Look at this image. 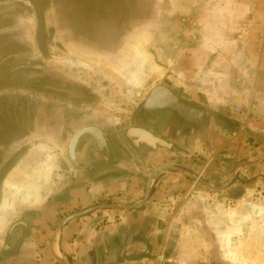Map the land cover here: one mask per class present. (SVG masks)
<instances>
[{
	"label": "crops",
	"instance_id": "crops-1",
	"mask_svg": "<svg viewBox=\"0 0 264 264\" xmlns=\"http://www.w3.org/2000/svg\"><path fill=\"white\" fill-rule=\"evenodd\" d=\"M202 7L216 9V16L201 20ZM195 8L198 18L194 16ZM186 9L187 14L177 19L184 36V50L189 55L184 58L186 69L171 72L169 80L175 90L156 84L149 87L148 92L157 86L165 87L177 99L198 109L202 115L201 123L171 139L165 138L166 129L158 131L163 140L168 141L169 150L156 148L152 152L142 148L134 151L128 146L135 157L128 159L124 156L128 147L121 145L123 149L114 160L102 158L87 134L78 138L72 161L66 150L71 137L65 148L57 142H37L27 146L30 132L23 134L21 155L1 184L0 249L5 242L1 229L5 221L25 225V229L16 226L13 238L23 232L25 235L16 248V255L0 264H19L26 256L28 264H58L52 255L63 258L67 264H72L68 258L73 259L74 264H83L78 258L84 255H88L90 264H137V249L142 250L137 242H143L147 247L146 238L151 237L152 230L155 231L152 223L146 220L151 222L153 218L156 225L164 209L170 211L168 217L177 215L191 219L193 215L202 233L210 231L216 241L234 249L240 247L241 264H252L256 260L255 254L264 255V205L255 206L249 201L244 211L238 208L235 202L242 199V195L229 198L227 192L237 182L236 171L229 170L224 176L217 177L208 171L222 172L232 162L228 159L232 153L229 151L237 144L236 139L232 140L236 131L231 124L235 125L232 121H237L232 115L233 109L246 110L247 124L251 120L248 125L252 129L259 128L260 122L264 121V79L262 83L257 79L261 72L264 77L261 65L264 58L260 60L258 70L250 60L253 51L259 52L258 46L255 49L253 45L256 34L260 33L261 37L264 34V14L263 11L255 12L243 2L230 0H209L202 6L187 4ZM182 18L195 20V29H187L180 22ZM255 27H260L261 32H256ZM190 35H196V41L191 42ZM222 57H229V60ZM137 71V87H141L142 70ZM179 89L182 97L176 94ZM98 130L113 139L111 134ZM176 139L182 141L178 143ZM171 150L179 152L178 164L163 162ZM109 151L111 149H107V153ZM128 155L132 154L129 152ZM94 156L99 160H94ZM190 157H200L205 162L196 165L189 160ZM66 160L72 165L71 169ZM262 164L264 168V162ZM165 166L179 170L161 168ZM154 171L146 201L139 207L126 209L140 201ZM253 172L254 169L243 176L251 174L253 177ZM230 174L229 188L225 192L210 191L203 186L194 188L195 185L189 182L192 176H198L209 187H215L222 185ZM140 184L144 185L143 188ZM190 198L196 199L198 206L195 207V202L191 204ZM97 205H113L114 208L96 209L67 222L53 234L64 217ZM255 217L262 220L260 230H255ZM168 228L173 242L189 232L183 226L179 227L176 221ZM145 230L149 231L146 237L142 236ZM107 246L120 250L121 259L104 260L102 254ZM144 261V257L138 260L140 263Z\"/></svg>",
	"mask_w": 264,
	"mask_h": 264
},
{
	"label": "rangeland",
	"instance_id": "rangeland-1",
	"mask_svg": "<svg viewBox=\"0 0 264 264\" xmlns=\"http://www.w3.org/2000/svg\"><path fill=\"white\" fill-rule=\"evenodd\" d=\"M206 1L209 0H135L137 7L134 12L133 4L130 5V10L123 8L124 10L120 11L118 2L108 0L112 11L107 16L104 18L94 15L84 16L83 19L84 23L86 22L85 25L88 23L89 26L91 23H98L103 19L106 20L105 24L110 22L111 26H109L113 28L112 32L116 33L113 35L118 39L108 41L105 44V50H101L99 46H95L96 44L92 45L84 38H77V36H82V33H72L69 30L71 21L78 22L76 15L71 14L70 11L73 9L69 4L63 7L59 5V0L48 1L47 9L41 14L42 33H37L36 18L27 0L0 2V22L4 20L3 24H10V27L0 30L3 40L16 42L21 46L20 56L22 59L38 63L39 67L28 68L26 74L29 76L27 78L39 77L58 87L77 89L74 95L69 92L53 95L48 92L20 89L0 90V159L4 160L17 151H22L21 141L23 138L21 139V136L28 132H30L28 141L29 138L31 140L27 141V146L37 142H57L62 145V148H65L70 137L81 128L103 130L111 134L114 142L121 149H123L121 145L127 146L120 135L123 133L122 131L133 125L132 111L142 103L149 87L158 84L175 90L169 80L171 72L186 69L184 58L189 55H186L187 52L184 50V36L177 22L178 17L187 14V4L198 3L202 6ZM230 1L243 2L244 5L253 7L255 12L263 11L264 14V0ZM143 7L145 9L140 11L139 9ZM193 12L195 16L197 9L195 8ZM215 16L216 9L202 7L201 20L205 21L207 17L214 18ZM196 18H198L197 15ZM124 23L128 24L127 29L124 28L126 27ZM75 28L77 32L82 31L80 24H76ZM255 29L258 32L260 27H255ZM97 31L94 35L96 38L109 36L106 27H99ZM259 34H256L257 40L253 45L255 49L258 46L259 52L253 51L250 56L254 69L257 70L261 64L260 60L264 58V34L262 37ZM37 35L42 36L44 56L37 48ZM88 36L94 38L90 34ZM98 40L94 39V42ZM101 42L103 43V41ZM18 57L19 54L16 58ZM222 58L229 60V57ZM261 65L264 68V63ZM139 69L142 70L141 87H137V77H139L137 70ZM261 73L257 77L260 83L264 79ZM178 74L179 72L176 75ZM78 89L82 90L83 94H80ZM181 92L182 90L179 89L176 94L182 97ZM242 110L243 113H246L245 109ZM225 122L228 124L226 120ZM232 122L235 125L231 124V127L236 131L232 140L236 139L237 142L236 146L229 151L232 153L228 159H232V162L229 168H224L222 172L219 170L215 172L211 169L208 171L213 173V177L222 174L224 176L229 170L236 171L235 180L237 182L234 184V188L225 190L228 185L222 191H227L229 198L233 196L239 198L242 195L243 200L238 199L235 204L244 211L249 201H252L255 206L264 205V168L262 166L264 159L255 163L264 152V121L260 122L259 128L252 129L248 125L252 123L249 120L242 130L239 129L237 121L236 123ZM181 141L182 139L175 140L178 143ZM126 150L128 152H124L125 157L128 159L134 157L129 147ZM129 152L132 155H128ZM178 153L172 150L168 151V158H164L163 162L178 164ZM117 156L119 155L117 154ZM96 158L97 156H94V160ZM189 160L196 165L205 162L200 157H190ZM65 163L69 169L72 168L69 160H66ZM235 164L236 166L245 165L237 168ZM251 168L254 169V176L251 177V174L243 176V173L247 171L252 172ZM189 182L193 186L195 185L194 188L202 186L195 182L193 177ZM140 185L143 188L144 185ZM247 197H250L248 202L246 201ZM190 202L191 204L195 202V207L198 206L196 199L190 198ZM173 212L176 214L175 210ZM169 214L168 209L162 210L161 216L156 220V225L153 218H151V222L146 220L147 223H152V228L155 231L152 230L151 237L146 238L147 247L143 242H137L142 249L141 252H139V248L137 249V264H241L240 247L234 249L228 244L225 245L224 242L216 241L210 231L202 233L193 215L191 219H184V216L177 217V215L168 217ZM175 221L179 227L183 226L189 232L173 242L168 227L172 226ZM9 223L5 221L1 226L4 232L3 241L5 240L7 243L4 242L3 248L0 249V263L13 254L16 255V248L24 238H21L22 235L12 237L16 226L8 235V229L12 225ZM254 227L255 230L262 228L261 218L255 217ZM148 233L149 231L145 230L142 236L146 237ZM149 240L150 245L148 244ZM112 246L105 247L104 254L101 252L104 260L121 259L119 258L121 251ZM159 254H162L164 258L161 263L156 261ZM142 257L146 261L138 262ZM255 257L256 260L252 264L264 263V255L255 254ZM57 258L64 261L59 256ZM78 259L82 260L83 264H90L88 255ZM67 260L74 264L73 259L68 258ZM28 263L27 256L19 261V264Z\"/></svg>",
	"mask_w": 264,
	"mask_h": 264
},
{
	"label": "trees",
	"instance_id": "trees-1",
	"mask_svg": "<svg viewBox=\"0 0 264 264\" xmlns=\"http://www.w3.org/2000/svg\"><path fill=\"white\" fill-rule=\"evenodd\" d=\"M8 0H3L0 2H5ZM28 3L31 6L32 12L35 15L36 20V32L42 33V21H41V14H43V11L47 9V2L52 0H27ZM115 2H118L117 5L119 6L120 11H123L124 9L130 10V5L133 4L134 8L132 9L134 12H136V2L135 0H114ZM60 6H67V4L70 5V8L73 9V11H70L71 14H75L76 18L78 19V22L71 21L69 23V30L74 33H82V36H77V38H84L87 40V42H90L92 45L99 46L101 50H105V44L108 43L110 40H117L118 38L115 37L116 33H113L111 28V24L107 23L105 24L106 20H101V22H93L89 26L88 23L85 25L83 19L84 16H98L103 17L107 16L110 11H112L110 4H108V0H59ZM51 3V2H49ZM111 3V1H110ZM112 4V3H111ZM47 5V6H46ZM128 7V8H127ZM25 8V7H24ZM27 8V7H26ZM51 9V7H49ZM124 8V9H123ZM145 9L140 8L139 10ZM55 10V8H54ZM115 12V10H113ZM130 12V11H129ZM118 14V13H116ZM82 20V21H81ZM108 21V20H107ZM125 21V20H124ZM4 20L0 22V30L4 27H10V24H3ZM80 24L81 32H77L75 25ZM125 29H127V23ZM110 25V26H109ZM89 26V27H88ZM99 27H106L108 29L109 36L103 37H94L96 34L95 32H98ZM123 28V29H124ZM122 29V30H123ZM124 29V30H125ZM107 31V30H106ZM93 36L89 37L88 35ZM42 36L40 37L37 35L36 37V44L39 52L43 54V48H42ZM3 35H0V90L4 89H20V90H28V91H36V92H48V94H61L64 92H69L70 94L74 95V92H77L76 88H62L58 87L56 85L47 83L43 80H41L39 77H29V75L26 74L28 70L32 67H39L38 63L35 61L30 60H24L22 59L21 55V46L17 44L16 42H10V41H4ZM94 39H99L97 42H94ZM103 41V43L101 42ZM19 54V57L16 58ZM44 56V54H43ZM25 68V69H20ZM29 68V69H28ZM76 90V91H75ZM80 90V89H78ZM80 94H83V91L80 90ZM21 155V150L14 153L12 156L6 158V159H0V190H1V184L4 180L6 174L8 173L9 169L12 167L14 162L19 158ZM1 260V259H0Z\"/></svg>",
	"mask_w": 264,
	"mask_h": 264
},
{
	"label": "water",
	"instance_id": "water-1",
	"mask_svg": "<svg viewBox=\"0 0 264 264\" xmlns=\"http://www.w3.org/2000/svg\"><path fill=\"white\" fill-rule=\"evenodd\" d=\"M162 90L165 94L161 96V94H159V92L161 93ZM142 108L152 111V110H158V109H169L175 112V114H177L180 118H182L184 121L193 124V125H197L201 122L202 120V115L199 111H197L196 109L192 108L191 106H189L188 104L186 105H182L178 102L177 98L165 87L162 86H157L152 88L145 101L142 104ZM90 134L91 136L93 135H97L100 133V131L93 129V128H84L81 129L77 132H75L70 139V143H68V158L70 161H72V155H73V150H74V146L78 140V138L82 135V134ZM125 137L127 139H131L130 140V144L133 146H137L138 144H140L141 147L145 148V149H149L152 152L155 151L156 147L160 148V149H165V150H169L170 149V145L169 143H166L165 141L155 138L153 137L149 132L142 130V129H128L126 130L125 133ZM262 159H264V152L262 153V155L258 158V160L255 163L260 162ZM245 164H239L238 166H236L237 168L244 166ZM161 168H165V169H170V170H179L176 168H172V167H161ZM236 168V169H237ZM183 171V170H182ZM155 173V171L151 174V176L149 177L144 192L142 194V197L140 199V201L137 203V205H132V206H127L126 209H132L135 207H139L140 205H142L147 197H148V193H149V188H150V182H151V178L152 175ZM187 175H191L188 174L187 172H184ZM232 174H230L228 176V178L226 179V181L218 186V187H209L203 180H201L198 176H192L195 180V182L199 183L200 185H202L203 187H205L206 189L210 190V191H222L224 190L230 183V179H231ZM107 208H114L113 205H97V206H93L90 208H87L85 210L73 213L71 215H68L66 217H64L55 227L54 229V235L55 233L61 228L63 227L67 222L82 217L96 209H107ZM125 208V207H124ZM20 225L22 226L23 229H25V225L22 224L21 222L14 224L10 227V229L8 230V235L9 233L12 231V229L17 226ZM25 233H22V237H24ZM7 243V241L5 242V244ZM16 245V243H15ZM5 248L6 245H5ZM53 260L58 263V264H67L64 261H61L57 258H55L52 255Z\"/></svg>",
	"mask_w": 264,
	"mask_h": 264
},
{
	"label": "flooded vegetation",
	"instance_id": "flooded-vegetation-1",
	"mask_svg": "<svg viewBox=\"0 0 264 264\" xmlns=\"http://www.w3.org/2000/svg\"><path fill=\"white\" fill-rule=\"evenodd\" d=\"M160 91H161V93L159 92V94H161V96L165 94L162 90H160ZM148 93H147V95H148ZM145 98H144V100H145ZM177 100L180 104L186 105L184 102L180 101L179 98ZM143 101H142V103H143ZM142 103L134 111H132L131 120L133 121V125L129 126L127 129H125V131H122L123 133H121V135H120V137L123 139L125 144L127 146H129L131 149H133L134 151H137L138 149H142L143 147H141L140 144H138L137 146H133L130 144L131 139H127L125 137L126 130H128V129H142V130L149 132L153 137L163 140V137H161L160 133H158V131H160V130L165 131V129H166L167 130V136L165 138L169 139V137L173 138L174 136H176V137L182 136L184 134V132L188 131V129H191L194 126H197V125H193V124H190V123L184 121L177 114H175L174 111L166 109V108L158 109V110H152V111L143 109ZM86 134H84V135H86ZM87 135H89V137H91V139H92V141L96 147L97 152L100 154V156L102 158L108 157L109 159L112 158V160L117 159V157H118L117 154L119 151L121 152L122 149L114 142L113 139L107 138L101 132L97 135L95 134L94 136L93 135L91 136L90 134H87ZM166 139L163 141L168 143V141ZM107 149H109V150L111 149V152L109 151L110 154H109V152L107 153ZM66 150L68 152V146H67ZM145 150H149V149H145Z\"/></svg>",
	"mask_w": 264,
	"mask_h": 264
},
{
	"label": "built area",
	"instance_id": "built-area-1",
	"mask_svg": "<svg viewBox=\"0 0 264 264\" xmlns=\"http://www.w3.org/2000/svg\"><path fill=\"white\" fill-rule=\"evenodd\" d=\"M180 22L184 23L186 28L189 30H194L197 24L195 20L187 19V18L180 19ZM189 40L191 42L196 41V35H190ZM232 115L237 119L239 129L242 130L247 122L248 114L243 113L240 109H233ZM156 261L158 263L163 262L164 261L163 255L159 254L158 257L156 258Z\"/></svg>",
	"mask_w": 264,
	"mask_h": 264
},
{
	"label": "bare ground",
	"instance_id": "bare-ground-1",
	"mask_svg": "<svg viewBox=\"0 0 264 264\" xmlns=\"http://www.w3.org/2000/svg\"><path fill=\"white\" fill-rule=\"evenodd\" d=\"M58 259V258H57Z\"/></svg>",
	"mask_w": 264,
	"mask_h": 264
}]
</instances>
